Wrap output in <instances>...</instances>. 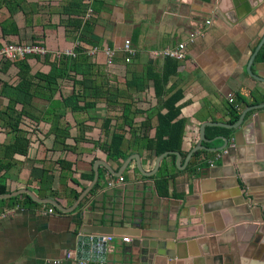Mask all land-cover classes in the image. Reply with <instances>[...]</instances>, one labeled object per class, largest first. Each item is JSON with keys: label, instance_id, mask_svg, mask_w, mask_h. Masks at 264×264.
Listing matches in <instances>:
<instances>
[{"label": "crops", "instance_id": "obj_1", "mask_svg": "<svg viewBox=\"0 0 264 264\" xmlns=\"http://www.w3.org/2000/svg\"><path fill=\"white\" fill-rule=\"evenodd\" d=\"M89 6L93 12L85 20ZM85 23L82 32L79 25ZM263 35L264 0H0V49L31 42L47 50L0 60V184L7 192L0 199L28 190L70 207L90 187L70 211L34 199L39 204L9 208L5 203L2 208L9 211L0 217V264H81L67 253L78 258L77 236L84 222L139 231L153 217L161 229L170 210L177 218V257L159 256L157 264H264V224L259 209L242 197L248 182L255 198L264 200V107L244 115L247 124L234 155V164L240 163L244 172L239 186L231 170L220 167L221 151L200 149L204 152H194L184 168L176 164L175 153L167 154L158 177L154 174L160 165L147 175L135 158L119 175L106 166L116 172L136 154L142 170L152 171L158 155L145 142L154 138L159 116L169 107L178 113L172 122L183 124L180 151H175L183 163L199 143L203 123L230 124L237 94L246 99L235 105L240 114L263 103L264 82L247 72ZM125 39L133 49L129 61ZM181 42L186 43L183 59L162 54ZM77 47L85 49L87 67L69 70V76L51 84L37 77L51 71L59 60L56 51L75 52ZM91 47L96 51L89 55ZM107 48L113 52L111 64ZM261 61L260 49L251 66L254 72ZM25 68L30 83L16 91ZM10 106L21 113L19 129L29 139L25 152L9 147L18 134L7 124ZM209 126L223 127L205 126L206 147L221 146L219 136L234 144L236 128L224 127L231 129L226 135ZM115 133L123 136L124 157L109 156ZM49 207L54 211L44 213ZM137 256L131 235L117 232L105 260L96 255L79 259L86 264H141Z\"/></svg>", "mask_w": 264, "mask_h": 264}, {"label": "water", "instance_id": "obj_2", "mask_svg": "<svg viewBox=\"0 0 264 264\" xmlns=\"http://www.w3.org/2000/svg\"><path fill=\"white\" fill-rule=\"evenodd\" d=\"M264 47V35L262 36L261 40L259 41L258 45L254 49L248 65H247V72L255 79L264 82V61L258 62L254 65V68L256 69V72H254L251 68L253 61L257 55V53ZM263 103H256L254 105H251L247 107L239 116L238 120L235 123L227 124V123H217V122H205L200 127V140L199 143L191 149V151L188 152L186 155V158L183 163H181V155L178 152L175 151H166L162 154L158 155L155 168L150 172H145L141 168L140 160L138 155L134 154L131 155L125 163L120 167V169L116 172L112 171L110 167L106 164L107 168L110 170V172L114 175L121 174L122 170L125 168V166L128 164V162L135 158L137 161L138 168L143 173H146L147 175L154 174L157 170V168L160 165V161L163 156L175 153L177 155L176 164L180 168H184L186 162L191 157V155L200 149H207L212 151H221V165L220 167L223 168H229L231 170V176L233 177V182H235L236 185L239 186V179L243 178V169L241 168L240 163H236L235 158V150L236 146L239 144L238 136L239 134L243 133L245 125L247 124L246 120L244 119L245 113L250 109L255 108H263ZM220 125L223 127H228L232 129H237V131L233 135L234 144L229 143V138H226L224 136H219V138L223 139L224 143L216 148H210L206 147L202 142L208 141V139L205 137V126L206 125ZM101 164H105L103 162H100ZM232 163L234 165H232ZM95 170L96 167L94 166ZM97 178V174L95 172V178L94 181ZM93 181V182H94ZM250 184L247 182L245 184L246 190L242 193L243 200H246L245 202L247 204H250V206L254 207L256 206L259 209L260 216L259 220L264 224V201L257 200L255 198V195L253 192L250 191ZM90 187L86 188L83 193L76 199L75 203L71 205L70 207H63L58 202H56L53 199L45 198L41 199L34 195L31 191L24 190L30 197L36 201L39 202H45V203H51L55 206V208L61 210V211H70L72 210L79 202L81 197L84 195V193L89 190ZM240 188V187H239ZM241 189V188H240ZM23 191V192H24ZM16 193H10L9 196H14ZM167 218V225L166 227L159 228L156 223L153 221V217L146 218V223L142 226H139L138 229H132L133 227H124L121 230L124 231H117L116 227L113 226H106V225H91L89 223L84 222L80 228H79V234L77 236V252H78V258L82 259H89L91 256L96 255L97 260H105L106 253H107V246H108V236L116 235L117 232H127L131 235L132 244L134 247L137 248V254L138 256L135 257L136 261H140L141 264H157V260L159 256H166L169 259H173L177 257V254L175 253L174 247L176 245L175 236H176V215L174 210H170ZM236 221L233 223L235 224ZM162 230V231H161Z\"/></svg>", "mask_w": 264, "mask_h": 264}, {"label": "trees", "instance_id": "obj_3", "mask_svg": "<svg viewBox=\"0 0 264 264\" xmlns=\"http://www.w3.org/2000/svg\"><path fill=\"white\" fill-rule=\"evenodd\" d=\"M87 23L85 25H79L81 27V31L85 32L87 29ZM80 40H85L83 36L80 37ZM85 49L82 47L75 49L74 56L70 55H62L59 57V60L55 62V64L52 65L51 71L48 74H37V77L44 79L46 83L51 84L55 83L57 77H67L69 70H74L75 72L80 71V67H87L88 65L83 61V55L82 52H84ZM261 52L264 54V47L261 49ZM170 58V57H169ZM173 58V57H172ZM175 59V58H174ZM6 60V59H4ZM86 72V69L84 70ZM28 76V68H25L24 72L21 73V81L20 84L15 87V90H22L23 85H27V83H30ZM25 92V95L28 94V91L24 88L23 90ZM17 100H22L21 98H17ZM236 101L240 103H246V99L243 95L237 94ZM257 100L255 99V102ZM235 103L231 106V117L228 120V123L232 124L235 123L239 118V111L236 109L235 105L238 104ZM11 109V120L7 121L8 126L17 131V136L15 139V142L12 146H9L12 151H20L25 152L28 148L29 139L23 135V132L19 129V122H20V115L21 113H14L12 106L9 107ZM177 109H171L169 107V112L159 116L158 120V126L155 133L154 138L147 139L145 142V146L147 148H153L155 149V153L157 155L162 154L166 151H180V145H181V136H182V129L183 124L180 121H175L174 123L172 120L177 115ZM6 124V121H5ZM209 128L213 129L215 133H225L226 135L231 132V129L219 127V126H209ZM214 136V135H213ZM122 143H123V136L121 134L115 133L112 136L110 145H109V156L112 158H118V157H124L125 154L122 151ZM201 152H204V150H197L194 153V156H198ZM172 159L175 158V155H170ZM164 168V163H161L158 171L154 174V176H161L162 175V169ZM164 182V181H161ZM165 184V182H164ZM6 190L3 187V185L0 184V194L4 195L6 194ZM79 194H77L78 197ZM7 203L6 207H13L14 205H34L39 204L38 202L34 201L28 194H19L14 195L9 198H1L0 199V212L3 210V205ZM54 207V206H53ZM5 208V207H4ZM55 208V207H54Z\"/></svg>", "mask_w": 264, "mask_h": 264}, {"label": "built area", "instance_id": "obj_4", "mask_svg": "<svg viewBox=\"0 0 264 264\" xmlns=\"http://www.w3.org/2000/svg\"><path fill=\"white\" fill-rule=\"evenodd\" d=\"M92 8L89 6L85 15H84V19L87 20L91 15H92ZM207 24L210 23V20L207 19L205 21ZM195 36V33H189V40L192 41L193 38ZM185 48H186V43L185 42H181L178 43L176 47L174 48H166L162 50V54L169 56V57H173L177 60H181L184 58L185 56ZM124 49L127 52V55L125 57L126 61L130 60V55L133 52L132 46H131V41L129 39H125L124 40ZM96 51V47H91L87 50V53L89 55L94 54V52ZM47 52L46 48L43 45H39V44H34L31 42H22V43H7L4 45L3 48L0 49V60H4V59H17V58H23L24 56L28 55V54H45ZM105 55H106V59H107V63L111 64L112 63V56H113V52L107 48L105 49ZM75 52L72 51L71 49H65L63 51H56L55 52V56L56 57H60L62 55H70V56H74ZM228 101L230 103L234 102V96L232 94L228 95ZM31 128V126H30ZM119 181L123 180V177H119L118 178ZM110 185H113V181H111L109 183ZM8 210V209H6ZM6 210H3L0 212V217L4 216ZM9 211V210H8ZM44 213H48V212H53L54 208L53 207H49L47 210H43ZM112 239V236H108L107 240L110 241ZM122 240L127 242L129 241V236H123ZM108 247V246H107ZM110 247V246H109ZM111 249V248H110ZM67 257L68 258H76L79 260V262L81 264H86V260H81L79 258H77L75 256V253L73 251H69L67 253ZM54 263H58V261H54Z\"/></svg>", "mask_w": 264, "mask_h": 264}, {"label": "bare ground", "instance_id": "obj_5", "mask_svg": "<svg viewBox=\"0 0 264 264\" xmlns=\"http://www.w3.org/2000/svg\"><path fill=\"white\" fill-rule=\"evenodd\" d=\"M261 191H263V190H261ZM259 192H260V191H259ZM262 194H263V193H262ZM262 194H261V195H262ZM263 195H264V194H263ZM259 196H260V194H259ZM257 198H258V197H257ZM262 201H264V200H262ZM236 205H237V204H236ZM249 209H250V208H249ZM235 221H236V220H235ZM238 223H239V222H238ZM261 224H262V223H261ZM260 228H261V227H260ZM203 234H204V233H203ZM216 236H217V235H216Z\"/></svg>", "mask_w": 264, "mask_h": 264}]
</instances>
